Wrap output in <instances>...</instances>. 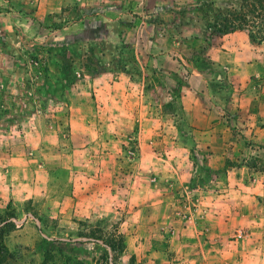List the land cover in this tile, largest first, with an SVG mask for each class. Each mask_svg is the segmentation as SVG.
<instances>
[{"label": "crops", "instance_id": "obj_1", "mask_svg": "<svg viewBox=\"0 0 264 264\" xmlns=\"http://www.w3.org/2000/svg\"><path fill=\"white\" fill-rule=\"evenodd\" d=\"M67 1L51 0L46 11L40 3L38 15L46 12L59 24L74 19L54 32L103 22V5L93 9L79 0L65 9ZM90 12L94 23H88ZM220 41L211 46L206 69L193 66L180 83L176 69L165 72L162 85L151 84L148 74L113 77L108 71L94 81L93 93L70 90L63 106L65 149L55 152L68 154L70 200L89 219L93 207L108 203L120 215L125 253L146 256L145 264H264V168L254 161L264 152V106L258 93L214 91L206 73L227 70V61L245 72L264 63L245 49L227 55V35ZM221 127L227 133L218 134ZM28 162L17 157L11 167L19 174L41 167ZM198 175L208 180L194 185ZM240 230L247 236L237 240Z\"/></svg>", "mask_w": 264, "mask_h": 264}, {"label": "rangeland", "instance_id": "obj_2", "mask_svg": "<svg viewBox=\"0 0 264 264\" xmlns=\"http://www.w3.org/2000/svg\"><path fill=\"white\" fill-rule=\"evenodd\" d=\"M50 1L0 0V227L8 220L15 225L5 244L18 264H145L146 256L125 253L120 215L108 203L93 207L89 219L85 208L70 200L68 154L60 151L65 149L62 115L70 90L83 87L93 93L94 81L108 71L113 77L148 74L151 84L162 85L165 72L176 69L180 83L193 66L206 69L211 46L224 35L227 55L245 49L264 63V41L251 40L245 30L215 29L228 10L239 11L240 0H89V8L103 5L98 12L101 25L59 32L53 29L74 19L67 17L59 24L46 12L38 15L40 3L46 11ZM64 6L78 7L79 0H68ZM95 14H88V23H94ZM158 51L163 56L156 60L152 55ZM206 73L214 91L258 93L264 106V66L245 72L227 61V70ZM221 117L227 121V112ZM226 128L217 133H227ZM231 131L239 134L236 127ZM48 132L56 140L54 147L46 141ZM254 155L264 168V152ZM17 157L27 163L36 160L41 167L19 174L11 167ZM207 180L198 175L191 183ZM117 242L123 245L119 255L109 248Z\"/></svg>", "mask_w": 264, "mask_h": 264}, {"label": "trees", "instance_id": "obj_3", "mask_svg": "<svg viewBox=\"0 0 264 264\" xmlns=\"http://www.w3.org/2000/svg\"><path fill=\"white\" fill-rule=\"evenodd\" d=\"M239 11L230 9L227 17L215 23V29L219 33H229L236 30H245L249 38L254 41H264V0H240ZM237 11V12H236ZM7 231L5 232V229ZM15 228L14 223L7 221L0 227V264H18L19 259L5 244L9 233ZM111 251L118 255L123 250L121 242L109 245Z\"/></svg>", "mask_w": 264, "mask_h": 264}, {"label": "built area", "instance_id": "obj_4", "mask_svg": "<svg viewBox=\"0 0 264 264\" xmlns=\"http://www.w3.org/2000/svg\"><path fill=\"white\" fill-rule=\"evenodd\" d=\"M247 236V234H246V232H244V231H242V230H240V231H237L236 233H235V239H243L244 237H246Z\"/></svg>", "mask_w": 264, "mask_h": 264}]
</instances>
